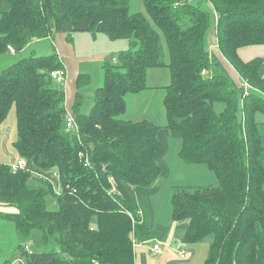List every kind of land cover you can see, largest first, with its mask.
<instances>
[{"label": "trees", "instance_id": "trees-1", "mask_svg": "<svg viewBox=\"0 0 264 264\" xmlns=\"http://www.w3.org/2000/svg\"><path fill=\"white\" fill-rule=\"evenodd\" d=\"M142 2L148 18L129 12L128 0H0V55L55 33L67 42L78 32L128 41L117 64L102 60L103 83L87 113L78 91L66 109L65 89L51 80V71L65 73L55 50L37 57L31 50L0 69V123L13 106L12 143L27 167L12 171L0 163V207L8 208L0 220L23 238L38 231L41 245H52L35 252L18 243L16 255L23 264H134L135 244L169 232L155 222L151 197L159 191L155 179L169 176L164 157L173 138L181 141L183 162L204 165L216 180L171 190L170 218L183 243L209 242L203 264H264V120L255 119L264 116V60L238 53L264 45V0ZM209 7L220 58L204 38ZM163 67L165 124L123 118L125 96L150 89L147 71ZM89 83L90 74L76 76V89ZM216 101L225 104L220 112ZM67 112L73 133L64 130ZM54 171L59 194L39 176ZM31 175L39 177L37 187L28 186ZM47 195L56 209L47 207Z\"/></svg>", "mask_w": 264, "mask_h": 264}, {"label": "rangeland", "instance_id": "rangeland-1", "mask_svg": "<svg viewBox=\"0 0 264 264\" xmlns=\"http://www.w3.org/2000/svg\"><path fill=\"white\" fill-rule=\"evenodd\" d=\"M191 1L196 2L198 0ZM201 4L202 7H208L206 3ZM128 8L129 12L131 13L141 12L146 15L142 0H128ZM207 10L211 13V22L209 23L210 26L207 29L206 36L204 38H206V45L208 46V50L210 51L211 49L209 47H211V45L215 43L217 37L214 33V14L210 10V7ZM93 37H96V39H93ZM161 39L164 48V59L165 61H167L168 57L166 45L162 36ZM75 47L78 54L82 53L85 55H90L92 53L93 55V53L96 52H106V54H108L106 60H108L112 64H117L118 61L116 55L118 52L128 49V41L126 39H118L113 41L108 39V37L103 33H98L95 36H92V34L87 32H78L75 35ZM32 48L35 49L34 53L36 57L40 55H47V53L51 54L52 51L50 39H45V42L44 39L39 40L38 42L32 44L30 47H27L15 54L5 53L0 55V69L7 67L20 58L29 56L32 53ZM63 63L65 64L64 61ZM101 63L102 60L97 61L93 58H89V60L81 61L78 65L77 70H71V66L69 64L68 67H66L67 75L65 76L62 86L65 91L67 87V95H69L68 99H70L71 103H73L76 91L82 94L83 101L80 106V112L82 113H87L89 111L93 103V92L103 83V70L101 68ZM79 73L90 74V83L84 87L76 89L75 80L76 76ZM168 81L169 73L167 68H149V70L147 71L146 82L148 86H152L155 88H150L148 91H146V93H142L141 95L130 94L125 96L127 109L126 113L122 117L134 121H138L140 119H148L153 122V124L164 125L166 122L165 110L163 106L164 92L163 89L159 87L168 84ZM66 101L67 108V106H70V102H68L67 99ZM224 107L225 104L223 102L216 101L213 104V108L216 112L222 111ZM238 107L239 108L236 112L237 121H241V104ZM14 114L15 109L12 106L4 121L0 123V128L5 127L8 131H10L9 135L0 136V163L8 165L16 163V161L20 158L12 143L17 138L15 129L16 118ZM255 119L261 122L264 120V116L261 113H256ZM64 130H68V132L71 133L74 132L73 127H64ZM180 148L181 141L179 139H169V147L164 157L166 165H168L170 169L169 176L158 177L157 179H155V184L156 186H158L159 191L155 196H153V202L155 204L154 208L157 210L158 217L162 221L169 220L168 198L174 186H188L196 188V186L216 185L214 176L204 165L187 164L179 158ZM27 184L29 187L33 188L37 187L40 184V181L38 177H36L35 175H31V177L27 180ZM46 204L49 209L57 208L56 199L51 195L46 196ZM0 210H8V208L0 207ZM16 243H20L21 245L26 244L28 246V249H31L35 252L44 251L45 249H49L50 247H52L51 244L48 247L41 245L40 234L38 231H34L28 239L23 238L13 228L10 222L6 220H0V264H5V262L9 259H12V262L14 257L17 256L16 254L18 253V251L16 250ZM205 244L207 243L205 242ZM203 261L204 260L202 259L200 262L203 263Z\"/></svg>", "mask_w": 264, "mask_h": 264}, {"label": "crops", "instance_id": "crops-1", "mask_svg": "<svg viewBox=\"0 0 264 264\" xmlns=\"http://www.w3.org/2000/svg\"><path fill=\"white\" fill-rule=\"evenodd\" d=\"M214 33H215V25H214ZM75 35L76 33L73 34L72 42H67L64 34L62 33H55L52 37L46 38V39H50L51 47H52L51 50L52 51L55 50L58 53L60 60L62 62L63 61L65 62L66 66L63 63L65 67V76L67 75L66 67H68V64L71 66V70L73 69L77 70L78 65L81 61L89 60V58H93L94 60L101 61V60L106 59V57L108 56L106 52H96V53H93V55L92 53L90 55H85L82 53L78 54L76 52V47H75ZM93 39H96V37H93ZM35 42H38V40L33 41L31 45L34 44ZM44 42H45V39H44ZM31 45H29V47ZM209 48L211 50L208 52L213 53L214 55L220 58L219 51L217 50V40H215V43H213V45H211V47ZM31 50H35V49L32 48ZM238 53L240 57L245 61L250 60L254 57H261L264 60V45H252V46L243 47L238 50ZM221 61L224 67L230 73L233 74L234 71L230 68V66L223 59ZM150 87L155 88L152 86ZM159 88L162 89V87H159ZM67 90L68 89L66 87V91H65L66 99L68 100V102H70V106H67L66 109H69L72 103L70 99H68L69 95H67ZM148 90L149 89L142 91L141 93L133 94V95H141L142 93H146V91ZM163 92H164V89H163ZM127 95H130V94H127ZM125 100H126V97H125ZM65 105H67V101H65ZM4 129L6 128L1 127L0 131ZM8 132L9 133L7 135L10 134V131ZM2 136H6V135H2ZM151 202H152V207L154 211L155 222H159L163 225L168 226L169 232L162 240L155 239V240H150V241L135 244L133 248L134 264H203L200 261L202 259L203 260L206 259L207 252H208V249L206 248H208L209 242L206 240H203L204 242L200 241L198 243L197 242L195 243H185L184 242L183 243V241L181 240L183 231L175 229V223L171 221L170 213H169V220L162 221L158 217L157 210L154 208L155 204L153 202V197H151ZM205 242L207 244H205ZM156 243L159 244V247L161 249V252L159 253H156L152 250V246L154 244L156 245ZM199 243H204V244H199ZM180 250L185 251L184 258H181L179 256ZM12 263L23 264L21 258L18 255L14 257L13 261L10 262L9 264H12Z\"/></svg>", "mask_w": 264, "mask_h": 264}, {"label": "built area", "instance_id": "built-area-1", "mask_svg": "<svg viewBox=\"0 0 264 264\" xmlns=\"http://www.w3.org/2000/svg\"><path fill=\"white\" fill-rule=\"evenodd\" d=\"M49 76H50L51 80H53L55 83H58V84H62V83L64 82V79H65V74H64L63 71H61V70H53V71L50 72ZM244 86H245V88H246V84H244ZM65 125H66V128H67V127H68V128H71V127L75 128L74 118H73L72 114L69 113V112H67L66 115H65ZM8 133H9L8 130L4 129V130L0 131V136H1V135H7ZM10 168H11L12 171H17V170H24V169H27L25 159L22 158V157H20V158L16 161V163H13V164L10 165ZM39 176H40L44 181L49 182V183L52 185L54 191H55L57 194L60 193V191H61V186H60L59 183H55V182H54V179H53V178H55V180H56V181L58 180L57 182H59V174H58L57 171H54L51 175H46V174L43 175V174H42V175H39ZM25 248H27V246H25ZM152 250H153L154 252H156V253L161 252V249H160L158 243H156V245L154 244V245L152 246ZM179 256H180L181 258H184V257H185V251H184V250H180V251H179Z\"/></svg>", "mask_w": 264, "mask_h": 264}, {"label": "bare ground", "instance_id": "bare-ground-1", "mask_svg": "<svg viewBox=\"0 0 264 264\" xmlns=\"http://www.w3.org/2000/svg\"><path fill=\"white\" fill-rule=\"evenodd\" d=\"M62 71V70H61ZM64 72V71H63ZM65 74V73H64ZM73 116V115H72ZM65 118V117H64ZM15 161H16V159H15ZM11 165V164H10ZM10 167V166H9ZM52 172V171H51ZM32 174H34V173H32ZM38 177V176H37ZM39 178V177H38ZM46 183H48V182H46ZM26 250H27V248H26Z\"/></svg>", "mask_w": 264, "mask_h": 264}]
</instances>
